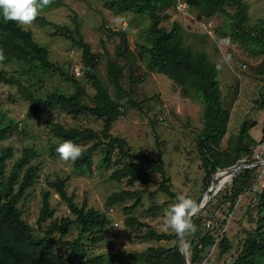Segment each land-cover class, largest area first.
Listing matches in <instances>:
<instances>
[{
  "label": "rangeland",
  "instance_id": "1",
  "mask_svg": "<svg viewBox=\"0 0 264 264\" xmlns=\"http://www.w3.org/2000/svg\"><path fill=\"white\" fill-rule=\"evenodd\" d=\"M59 1V7H46L41 11L39 17L44 20V24L35 21L31 26L22 28L30 30L34 41L47 50L49 61L77 80L89 95H93L94 90L91 82L83 76V71L79 77L73 75L75 67L83 68L82 49L68 39L65 31L55 33V26L67 27L75 39H81L89 45L93 54L99 55L96 72L105 82L107 57L116 59L119 44V36L108 33L105 27L112 26L122 32L127 51L124 57L116 59L117 63L123 66L121 85L125 90H129L132 77L134 86L131 97L139 104L140 109L125 105L124 116L112 123L110 133L123 139L130 152L144 151L148 158L154 160L159 159L160 152V160L170 179L172 191L177 196L184 194L196 202L209 185L204 178L205 173L195 149L197 134L202 130L204 106L195 95L183 98L179 88L171 80L157 74L150 67L149 55L146 52V48L150 47L149 15L115 14L107 7L112 0ZM243 2L247 4V19L243 27L250 33L252 27L259 25L260 20L264 22V0ZM224 9L226 15L205 19L191 6L184 13L170 8L164 12L168 18L160 23L166 30H169L173 23L179 24L183 46L194 51H203L216 65L223 107L229 112L227 133L220 144V151L226 154L228 147L231 149L235 146L240 127L244 124L246 135L242 145L248 146L250 155H243L238 161L242 164L261 162L256 167V180L237 198L232 211L223 202V196L231 183L230 177L220 183L216 179L221 172L212 176L216 193L219 192L209 199L202 211L191 216L194 221L201 220L197 233L209 230L216 238V245L204 251L202 264H233L246 235L255 230L258 218L264 216V206L259 205L257 198L264 180V109L259 106L264 96V53L260 46L247 41L218 44L217 33L230 30V17L235 12V6L228 3ZM116 16L125 17L126 28L122 25L117 27L113 23ZM120 28L124 29L120 31ZM0 71L17 78L37 98L50 94L72 95L75 92L72 83L65 81L56 72L41 68L38 62H24L7 57L0 63ZM109 94L114 98L115 91L111 85ZM81 104H87V101L82 99ZM0 122L2 126L15 128L12 135L0 142V152L5 147H10L13 153L12 158L6 161V174L25 149L29 148L36 153V156L30 159L29 166H37L39 172L34 185L18 203L22 220L30 227L34 236L42 237V231L54 220H74L66 204L60 200L56 191L48 186L49 182L59 178L65 180V191L68 195H74L75 203L80 204L85 200L89 207L107 218L103 242L92 245L88 241L91 238L89 235L83 237L82 242L88 256L104 254L111 259L112 264H132L126 258L120 259L118 256L144 252L148 247H171L177 244L178 239L155 242L142 237L148 229L157 233L176 234L164 225V214L172 204L168 197L158 190L160 176L150 173L144 159H136L133 163L147 172L150 182L146 185L139 182L127 185L125 180L110 179L113 170L120 165L114 162L116 155L110 163L103 162L104 148L93 154L89 170L75 169L73 161L65 162L59 156L50 157L49 147L57 142L48 131L50 124L58 123L66 128H91L99 132L103 127L101 120L89 115L71 118L57 107L34 116L31 114L30 104L20 96L15 86L0 84ZM88 145L90 144L85 147ZM44 190L50 192L51 218L38 225L41 192ZM123 190L143 191L140 205L131 215L126 214L125 208L129 207L133 200L112 206L106 205L110 194ZM151 208L155 209L148 213ZM129 217L137 219L140 226L127 227L125 220ZM223 235L229 239L231 249L219 258L217 243ZM76 237L77 231L73 226L61 240L71 241ZM54 242L57 254H68L58 234L54 235ZM185 248L186 261L189 264L186 244Z\"/></svg>",
  "mask_w": 264,
  "mask_h": 264
},
{
  "label": "trees",
  "instance_id": "2",
  "mask_svg": "<svg viewBox=\"0 0 264 264\" xmlns=\"http://www.w3.org/2000/svg\"><path fill=\"white\" fill-rule=\"evenodd\" d=\"M186 1L188 6L193 7L197 14L205 19L215 15H226L225 5L228 3L234 5L235 12L230 17V30L226 33H217V36L219 38L229 37L231 42L247 41L256 44L264 53V22L260 20L259 25L252 27L250 33L245 31L243 24L247 19V4L243 0ZM176 2V0H112L107 7L115 14L146 13L149 15L150 47L146 48V52L149 55L150 67L157 74L164 75L171 80L179 88L183 98L195 95L203 104L202 130L197 134L195 149L205 173L204 178L209 184L216 170L234 165L243 155L249 157L248 146L242 145L246 127L244 124L240 127L238 142L233 148L228 147L227 153L223 154L220 151V144L227 133L229 112L223 107L216 65L207 58L203 51H194L183 46L179 24L173 23L169 30L160 26L161 21L168 18L164 12L170 8L175 10ZM59 5V0H53L48 7L55 8ZM36 22L44 24V20L39 16ZM55 29V33L65 31L68 39L82 49L83 68L80 67V69L85 79L91 82L94 94L89 95L77 80L69 76L58 65L51 63L47 50L34 41L30 30H25L14 22L4 21L2 17H0V48L4 50L6 58L38 62L41 68L56 72L65 81L72 83L75 86V92L72 95L50 94L44 98H37L17 78L7 76L2 71H0V84L15 86L20 96L30 104L31 114L34 116L42 115L57 107L71 118L89 115L103 122L102 130L99 132L91 128H66L58 123L50 124L48 131L57 139V142L49 147L50 157H58L56 148L59 144L65 140H71L85 149L83 155L73 162L74 168L89 170L93 154L104 148L103 162L110 163L112 157L116 155L114 162L120 165L113 170L110 179L125 180L127 185L134 182L146 185L150 182L147 172L133 163L136 159H144L150 173L160 176L158 190L162 191L173 204L177 194L169 185L170 179L160 160L161 153L158 152L159 159L154 160L148 158L144 151L130 152L123 139L112 136L110 133L112 123L124 116L125 105L140 109L139 104L131 97L134 86L131 73L129 90H125L121 85L123 66L117 63L116 59L124 57L127 51L124 34L119 31L113 32L105 27L108 33L119 36L116 59L107 57L106 60L105 82L96 72L99 55L93 54L89 45L81 39H75L72 31L67 27L55 26ZM109 85L114 88V98L109 94ZM82 99H85L87 104H81ZM125 99L126 102L121 103ZM259 106L264 109V96ZM14 132V127L2 126L0 122V142ZM263 141L264 127L262 129ZM87 144L90 145L85 147ZM12 156L10 147H5L0 152V264H112L111 259L104 254L88 256L87 249L82 242L83 237L88 235L91 237L88 241L92 245L103 242L104 228L108 223L107 218L89 207L85 200L80 204L75 203L74 195H68L65 191V180L57 178L49 182L48 186L53 188L60 200L66 204L74 220L72 222L69 219L54 220L45 230H41L42 237L34 236L30 227L22 220L18 203L25 198L27 190L34 185L39 172L37 166H29L30 159L34 158L36 153L29 148L25 149L22 156L12 164L10 172L6 174V161ZM256 170V168L242 170L231 178L228 190L223 196V202L228 205L230 211L233 210L237 198L244 194L256 180ZM142 194V190H123L112 193L107 197L106 205L112 206L133 200V203L125 208L126 214L131 215L140 205ZM49 197L48 190L41 192L38 225L51 218ZM257 198L259 205L264 206V180ZM154 209H149L148 213H152ZM193 222L198 230L201 220L196 219ZM125 225L127 227L140 226V223L137 219L129 217L125 220ZM73 226L77 231V237L71 241L61 240L68 235ZM55 234L59 235L61 244L68 250L67 255L56 253ZM142 237L148 241L169 242L176 240L177 234L157 233L148 229ZM183 238L187 245L189 264H202L204 251L216 245V238L209 230L200 233L196 231L190 237L183 235ZM230 249L231 243L223 235L217 243L218 257H222ZM118 258H126L132 264H182V256L177 244L171 247H148L144 252L119 255ZM233 264H264V216L258 218L255 230L246 235L241 251L237 254Z\"/></svg>",
  "mask_w": 264,
  "mask_h": 264
},
{
  "label": "clouds",
  "instance_id": "3",
  "mask_svg": "<svg viewBox=\"0 0 264 264\" xmlns=\"http://www.w3.org/2000/svg\"><path fill=\"white\" fill-rule=\"evenodd\" d=\"M53 0H0V17L4 21L14 22L21 27L31 26L41 11L50 6ZM113 23L119 27H127V21L123 16L113 18ZM230 43L229 37L218 38V44ZM6 60L5 52L0 48V63ZM122 100L121 103H125ZM85 149L83 146L74 143L71 140H65L56 148L59 158L65 162L76 161L79 159ZM195 207V202L184 194L176 197V201L165 212L164 225L177 235H190L197 231V225L191 217L192 209Z\"/></svg>",
  "mask_w": 264,
  "mask_h": 264
},
{
  "label": "water",
  "instance_id": "4",
  "mask_svg": "<svg viewBox=\"0 0 264 264\" xmlns=\"http://www.w3.org/2000/svg\"><path fill=\"white\" fill-rule=\"evenodd\" d=\"M260 164H261V162H254V163H250V164H242V163H240V161H237V163H235L234 165H231L229 167L216 170L214 175H216L217 173L222 172V171H227V174L230 177V181L229 182H231V178L236 173H238V172H240L242 170L256 168ZM214 175H213V177H214ZM213 177L211 178V181H210V183L208 185V188L204 191L202 196L195 202V207L192 209L191 216L199 213L206 206V203H202V200H203V196L207 193V190L209 189V187L213 183ZM197 206H198V208H197ZM177 239H178L177 246H178V249H179V251L181 253V256H182V264H188L187 261H186L187 254H186V248H185L183 235H177Z\"/></svg>",
  "mask_w": 264,
  "mask_h": 264
},
{
  "label": "built area",
  "instance_id": "5",
  "mask_svg": "<svg viewBox=\"0 0 264 264\" xmlns=\"http://www.w3.org/2000/svg\"><path fill=\"white\" fill-rule=\"evenodd\" d=\"M189 9V6L186 4V3H183V2H180V1H177L176 4H175V10L177 12H180V13H184L186 12L187 10ZM106 28H110L111 31L113 32H118L119 30L118 29H114L112 26H106ZM124 29V28H122ZM122 29L120 28V31H122ZM105 40V39H104ZM81 74V69L80 67H75L73 69V75L75 77H79Z\"/></svg>",
  "mask_w": 264,
  "mask_h": 264
},
{
  "label": "bare ground",
  "instance_id": "6",
  "mask_svg": "<svg viewBox=\"0 0 264 264\" xmlns=\"http://www.w3.org/2000/svg\"><path fill=\"white\" fill-rule=\"evenodd\" d=\"M221 173H223L224 175L221 174L220 176H217L216 180H217V182L223 183L229 178V176L227 174V171H222ZM209 190H210L209 194L206 195L203 198L202 203H206L207 204L209 199L216 194L217 189L215 188V184L214 183H212V185L209 187V189L207 191H209ZM197 208H198V206H197Z\"/></svg>",
  "mask_w": 264,
  "mask_h": 264
}]
</instances>
